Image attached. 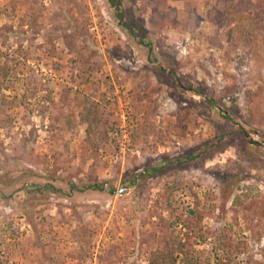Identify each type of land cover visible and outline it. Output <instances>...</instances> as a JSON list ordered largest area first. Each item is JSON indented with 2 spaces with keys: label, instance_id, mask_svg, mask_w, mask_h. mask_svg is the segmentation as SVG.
Masks as SVG:
<instances>
[{
  "label": "rangeland",
  "instance_id": "obj_1",
  "mask_svg": "<svg viewBox=\"0 0 264 264\" xmlns=\"http://www.w3.org/2000/svg\"><path fill=\"white\" fill-rule=\"evenodd\" d=\"M113 1L0 0V264H264V0Z\"/></svg>",
  "mask_w": 264,
  "mask_h": 264
},
{
  "label": "trees",
  "instance_id": "obj_2",
  "mask_svg": "<svg viewBox=\"0 0 264 264\" xmlns=\"http://www.w3.org/2000/svg\"><path fill=\"white\" fill-rule=\"evenodd\" d=\"M113 3H114V1L110 0V4L113 5ZM260 14H262L260 16V18H263V20H259L261 22V24L259 25L260 27L258 26V28L260 30H262V28H263L262 26L264 25V13H260ZM246 38L248 39V36ZM242 132L244 133V131H242ZM164 246L166 247L165 252H166L167 256L162 257V259L161 260L159 259V261L161 262V264H175L177 259L173 255V252H183L181 250H182V247L184 246V244H182L180 242V239H176L175 237H173V238L171 237L169 239V241L165 242Z\"/></svg>",
  "mask_w": 264,
  "mask_h": 264
},
{
  "label": "water",
  "instance_id": "obj_3",
  "mask_svg": "<svg viewBox=\"0 0 264 264\" xmlns=\"http://www.w3.org/2000/svg\"><path fill=\"white\" fill-rule=\"evenodd\" d=\"M125 188H122V189H119L118 190V193L122 192Z\"/></svg>",
  "mask_w": 264,
  "mask_h": 264
}]
</instances>
